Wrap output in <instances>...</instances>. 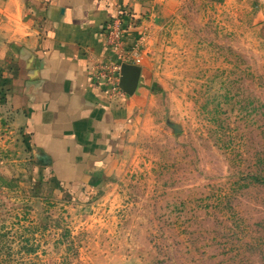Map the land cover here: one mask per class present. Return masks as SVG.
Wrapping results in <instances>:
<instances>
[{
  "label": "rangeland",
  "instance_id": "obj_1",
  "mask_svg": "<svg viewBox=\"0 0 264 264\" xmlns=\"http://www.w3.org/2000/svg\"><path fill=\"white\" fill-rule=\"evenodd\" d=\"M35 1L0 0V264H264V0L124 12L145 100L81 181L27 125Z\"/></svg>",
  "mask_w": 264,
  "mask_h": 264
},
{
  "label": "crops",
  "instance_id": "obj_2",
  "mask_svg": "<svg viewBox=\"0 0 264 264\" xmlns=\"http://www.w3.org/2000/svg\"><path fill=\"white\" fill-rule=\"evenodd\" d=\"M148 2L35 1L36 23L21 43L27 60L26 120L52 165L64 167V176H76L69 181L98 171L135 123L145 100V83L136 66L121 63L117 92L94 73L100 64L118 61L117 52L105 44L111 23L118 19L124 32V12L143 13ZM135 74L140 80L130 87Z\"/></svg>",
  "mask_w": 264,
  "mask_h": 264
},
{
  "label": "built area",
  "instance_id": "obj_3",
  "mask_svg": "<svg viewBox=\"0 0 264 264\" xmlns=\"http://www.w3.org/2000/svg\"><path fill=\"white\" fill-rule=\"evenodd\" d=\"M123 29L120 27V21L115 19L108 27L105 34V44L110 50L117 52V62L102 63L98 66V69L94 73V77L97 80H104L108 82L111 89L115 92L118 91V78L121 70V63H128L126 55L122 49Z\"/></svg>",
  "mask_w": 264,
  "mask_h": 264
},
{
  "label": "water",
  "instance_id": "obj_4",
  "mask_svg": "<svg viewBox=\"0 0 264 264\" xmlns=\"http://www.w3.org/2000/svg\"><path fill=\"white\" fill-rule=\"evenodd\" d=\"M137 80H138V76L135 74V75H131L130 76V87H135L136 86V83H137Z\"/></svg>",
  "mask_w": 264,
  "mask_h": 264
}]
</instances>
